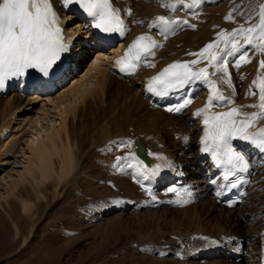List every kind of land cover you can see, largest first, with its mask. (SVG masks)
<instances>
[{"label": "rangeland", "instance_id": "1", "mask_svg": "<svg viewBox=\"0 0 264 264\" xmlns=\"http://www.w3.org/2000/svg\"><path fill=\"white\" fill-rule=\"evenodd\" d=\"M149 1L157 2V0H145L144 3L148 4ZM174 1L165 0L163 5H174ZM214 1L209 0L208 5L203 4L204 6L194 9L193 13H190L192 7L191 10L189 8L172 11L171 8L160 5L161 15L169 16L173 12L174 15H171L176 17L177 21H184L188 16L186 18L188 24L180 27L182 22H179L180 25L177 22L178 27L175 23L167 33L163 34L159 27L160 23L153 22L151 25L149 21H142L139 29L147 32L148 27L154 24L152 29L155 31L153 33L157 34L156 43L158 42L159 45L156 49L167 51L170 58L172 57L173 60L177 58V61L199 48L197 39L207 34H214V27H220L219 34L225 36L222 49L226 50L225 41L230 44L235 40L239 41L237 47L241 52L246 53V61L238 60L239 53H237L233 57L235 58L233 63L228 65L232 76L230 83L235 86L239 101L245 100L253 104L260 96L259 90L257 92L260 84H253V81L254 75L262 70L260 62L264 60V52L256 46L259 43L255 39L256 34H252L253 45L248 46L244 43L247 33L237 34L235 38L230 33L241 25L247 28L251 24H257L260 15L259 5L264 3V0ZM167 11L170 13H164ZM230 13L232 18L226 20ZM77 21L73 20L68 25H64L66 32L73 29ZM190 25H195V28ZM157 26L160 30L155 28ZM165 37H168L169 43ZM160 38L165 40L159 41ZM81 43L78 41L74 47H78ZM113 45L109 48H117L118 42ZM86 54L88 58L86 57L84 63L76 68L75 75L71 78L85 72L88 62L95 57L92 50L86 51ZM237 63L239 67L236 66ZM262 73L263 79L264 68ZM135 74L136 72L134 75L114 74L117 83L122 81L121 92L116 90V86L111 90L106 89L105 86L103 90H98V94L91 93L87 95L88 98L86 97L84 103L78 104L75 118L70 119L69 140L79 171L77 177L60 182L57 175L47 182H42L37 173L35 177H30L27 181L17 183L15 188H11L9 185L11 179L16 181L18 172L23 170L22 149L25 148L23 140L25 137L22 139L23 143L21 142L19 147L9 154L10 156L8 154L2 156L1 159H4L6 166L0 168V197L7 196L6 193L10 196L7 199H0V264H206L186 258L187 253L179 242L181 235L189 236L201 229H204L208 235H214L219 228L216 220L219 212L209 211V203L203 206L191 200L189 203L177 202L180 196L172 195L169 191L171 187L169 183L155 188L157 190H147L129 175L123 166L129 165L131 161L129 159L132 158L129 154L136 152L135 141L146 142L149 139L150 136L147 137L145 133L152 132L154 136L160 134L166 142L168 151L180 156L184 153L185 131L190 130L185 124L184 117L177 112L171 119L158 118L152 114L153 112H148L147 107L146 109L144 106H138L136 101L128 97L122 98L129 95L128 89L131 87L129 82L130 79L135 78ZM69 84L70 80L60 85L56 95ZM253 92H256V95H253ZM194 100L200 104L202 98L197 97ZM31 107H33L32 111L16 119L18 125H14L13 134L18 137L26 135L28 131V125H19L23 119L35 117L41 110L40 104ZM152 118L160 122L161 127L153 125L150 128L148 121ZM113 130L116 132L119 130L120 133L117 134L122 135L126 142L132 141V149L124 146L118 149L114 145L103 143L106 134ZM109 140L112 141L111 138ZM149 146L153 150L150 157L153 159L154 156V160L164 152L157 150V155L155 145ZM105 149L108 151H104ZM168 151L164 154L168 155ZM152 152L155 155L152 156ZM117 157H127L124 161L121 160L125 164L121 161L118 164ZM55 165L56 170L60 171L59 159H56ZM113 169H120L118 170L120 173L113 175ZM157 200H163L162 204L157 205ZM263 201L264 170L252 174L248 195L244 198V203L239 206V210L244 211L242 212L245 213L244 215L250 214L261 218L264 213L261 208ZM26 204L31 205L28 212H25ZM215 261L209 263L218 264Z\"/></svg>", "mask_w": 264, "mask_h": 264}, {"label": "bare ground", "instance_id": "2", "mask_svg": "<svg viewBox=\"0 0 264 264\" xmlns=\"http://www.w3.org/2000/svg\"><path fill=\"white\" fill-rule=\"evenodd\" d=\"M164 1L165 0H157V2L149 1L148 4H145V0H111L112 6L119 9L118 14L123 20L124 27L123 33L118 36L119 41L117 48H109V44L102 41V35L96 30L97 28L93 24L92 17H90L78 3H71L65 7L64 0H50L53 10L59 18V27L63 30L65 38L64 43L67 45V51L63 53L71 52L75 57L71 68L65 70L62 76L53 82H42L40 85H32L27 88V83L21 80L9 93L5 95L0 93V168L6 166L4 159H1L2 156L11 154L15 148L19 147L22 139L25 137L23 139L25 148L22 149L24 162H22L23 166L21 165L23 170L18 172V176L15 179L16 181L11 179L9 184L11 188H15L17 183L27 181L30 177H35L37 173L40 175L42 182H47L50 178L57 175L60 182L78 176L79 171L76 165L77 163L75 164V157L69 141L71 128L70 119L76 115L78 104L84 103L87 95L91 93L98 94V90H103L105 86H107L106 89L108 90L116 86L117 91H122V81L117 83L116 75L118 74L121 76L125 70H122V65L116 62L122 59L127 61L131 58L132 53H129V57H125V53L129 51V47L136 41L137 37L141 35L149 37L150 40L146 39L142 42L146 44L150 43L151 40L155 42L158 41L156 38L157 34L153 33V29L154 24L158 22L156 21V17L161 15L159 9L163 6ZM208 1L209 0H201L198 6L192 7L190 13H193L194 9L204 6L203 4L207 3L208 5ZM188 3L191 4L192 0H183V5L177 4L176 1L173 4L176 10L181 11L189 9V7L186 6L189 5ZM143 5L146 6L144 7ZM129 10L131 14H129ZM189 10H191V8ZM189 10L187 12H189ZM164 13L170 12L167 11ZM171 14L174 15L173 12H171ZM176 14H178V11ZM172 16L171 20H175L176 17ZM187 17H185V20ZM181 18L182 16L180 19ZM73 20H78L77 23H75L76 26L66 32V27H64V25H68ZM142 21H149L151 25L154 22V24L151 28H149V26L147 32L144 31V33L141 31L142 29H139ZM178 23H176V25ZM173 24L168 27L169 30L172 28ZM179 25H177V27ZM184 25L187 24L181 23L180 27ZM159 27H162V25ZM159 27L157 26L155 28L158 29ZM215 27L213 29L214 34H207L205 36L207 39L205 37L199 38L196 43H199L198 49L202 50L204 46L213 42H218V47L213 48L212 51L221 55L220 50L224 47L221 46L225 36L224 34H219L221 33L220 27ZM167 38L168 37H165V39ZM161 39L162 38H160L159 41L165 40L164 38V40ZM78 41L82 42L81 45L74 47ZM157 49H153L154 55H149L147 57L142 55L137 65L135 78L130 79L129 82L131 84V87L129 86L130 88L128 89L129 95L122 96V98L127 99L128 97L130 100L136 101L138 106L147 107L149 109L148 112H153L152 114L163 119H171L175 112H169L166 110L167 108L179 106L183 104L186 99H190L191 103L184 106L178 112L184 117L185 124L190 128V130L186 129L185 131L186 135L184 137L187 138V140L185 139V142H183L184 153L179 156L170 150L168 151L165 145L166 142L161 135L157 134L158 136H154L152 135L154 133L149 132L145 134L147 137L150 136L149 139H152L151 141L147 138L148 140L146 142L144 140L143 142L141 140H136L135 143L137 141L141 142L145 149V154L152 166H147L145 163L140 164L139 161H141V159L138 158L137 160L133 157H129V160H131L130 163L133 165L132 167L122 165L125 166L126 172L138 180L142 185L146 184L150 178L155 182L156 188L165 186L166 184L168 185V183L171 184L170 188L175 189V191H170L172 195L178 194V196H180L177 202L183 203L187 201V203H189V200H191V202H199V204L203 206L209 203V211H212V213L215 211L219 212L216 217L219 228L217 227L218 230L214 235H208L204 229L190 234L189 236L185 235L188 237L181 235L179 243L187 253L186 258L202 261L206 264H212L209 262H213V260H216L215 263L217 262L218 264H264V261H262V257H264V213H262L261 218H256L247 213V215H244L245 213H242L244 211H240L239 207L238 209H229L223 206L222 195L224 193L226 180L223 178V172L220 167L217 166L216 160L211 157L210 154L202 152V146L200 144L201 137L204 134L203 130L205 125L202 121L205 115L213 117L216 113L228 112L233 107L239 108L243 113H260L264 110L259 107V97L253 104L247 103L245 100L239 101L237 99L235 86L230 83L232 76L231 69L228 66L230 63H233L235 59L233 57L235 55H227L224 65L225 71L223 73L217 71L215 66H210L208 70L210 73L216 71V76H210L212 80H217V77L223 76V81L217 80L216 86L225 97H228L232 101V103L213 101V106L208 107L206 113L196 115L197 110L205 107L209 96L212 94L207 82L203 80L193 81L188 85L170 91L165 96H157L147 91V85L152 76L157 75L166 66L172 64L173 61H191L197 59V57L195 55H188L176 61L177 58L175 60L171 59L172 57L170 58V54L166 53L167 51L163 52ZM198 49L194 50L193 53H199L200 51ZM88 50L94 52V59L88 62L85 72L81 75H77V77L71 78V76L75 75L76 68L83 64L88 58L86 54ZM225 51H227V49ZM228 59H230L229 62ZM148 63L154 64L155 67L147 66ZM207 63V61H203L197 65H191V67H193V70H198L201 67H205ZM111 67H113V69H111ZM258 69L260 68L258 67ZM262 70H259V72H256L257 74L255 73L256 75H254L256 84H260L262 80ZM69 80V86L61 89L56 95L57 88ZM258 90L257 87V92ZM258 94H260V91ZM197 97L202 98L200 104H197L194 100ZM37 104H40V112L36 114L35 117H26V119H23L21 124H19L21 126H29L27 134L19 137L13 134L14 125H18L16 119H20V116L24 115L26 112L32 111L33 107L31 106ZM246 105H256V107H241ZM237 119L240 118L238 117ZM156 121H154L153 118L151 121H148L150 128H152L153 125L161 124ZM249 132L253 134L257 140L264 139V119L256 121L249 129ZM117 133H120V131L118 130V132H116L113 130V132L106 134L103 139L104 141L102 140L103 143L110 146L114 145L118 149L120 147L122 148L123 143L126 141L122 135H118ZM109 138H111L112 141L109 140ZM149 145H155L157 155V150H161V152L168 151V155L162 152L163 154L158 156L159 158L156 157L155 160H158L155 161V157L153 156L155 153L152 152L153 159L150 157L152 149ZM234 145L236 151L242 154L248 162L251 176L252 174L255 175L257 172L264 170V150H261L256 143L238 138ZM107 149L104 151H108ZM112 150L114 151V149ZM135 154L136 157H138L137 152H135ZM56 159L60 160V171L56 170ZM121 163L124 162L121 161ZM158 165L159 168H157ZM118 168L120 167L118 166ZM118 170L120 169H113V175L116 176L119 174L120 172ZM7 178L12 177L7 176ZM3 181H5V178H3ZM213 181H215V183H213ZM189 192L191 195H188ZM6 195L7 196H1L0 199H7L10 196L9 193H6ZM163 200L161 201L163 202ZM174 200L176 201L177 199ZM161 201L157 200V205L162 204ZM241 203L243 204L244 202L242 201ZM261 208L264 211V201ZM30 209L31 205L26 204L25 212L30 211ZM196 234L208 236V239H193V235ZM213 241H215V243H213ZM239 259H242L241 262H238Z\"/></svg>", "mask_w": 264, "mask_h": 264}, {"label": "snow or ice", "instance_id": "3", "mask_svg": "<svg viewBox=\"0 0 264 264\" xmlns=\"http://www.w3.org/2000/svg\"><path fill=\"white\" fill-rule=\"evenodd\" d=\"M200 2L201 0H192V3L186 6L191 8L198 6ZM71 3H78L93 18V24L96 28L104 32H122L123 20L118 14L119 9L112 6L111 0H64L65 7ZM176 3L183 5V0H176ZM163 6L170 7L172 11L176 10L172 4ZM259 8L260 15L257 24H251L247 28L241 25L239 28L233 29L230 35L235 38L237 34L244 35L247 33L244 43L250 46L253 45L252 34H256L255 39L259 41L256 46L264 52V3H261ZM129 14H131L130 10ZM231 18L230 13L226 19ZM58 21L59 18L53 10L50 0H0V88H3L6 80L23 76L25 71L30 68H39L45 76L48 75V70L60 60L61 53L67 51L63 30L59 27ZM156 21L165 26V29L177 22L188 24L187 20H171L163 15L157 16ZM190 27L195 28V25H190ZM146 39L150 40L149 37L144 35L137 37L134 44L129 47V51L125 53V57H129V53H132L131 58L127 61L122 59L116 62L123 66L122 70L127 68L134 70L137 63L132 61L139 62L142 55L147 57L155 54L153 49L159 47V45L154 40L147 44L142 43ZM238 44L239 41L235 40L230 44L225 41L227 51L221 49V55L212 51L213 48L218 47V42L206 45L199 53H189V55H195L197 59L169 64L157 75L150 78L147 91L157 96H165L170 91L188 85L193 81L203 80L209 85L212 94L209 96L205 107L197 110L196 115L206 113L208 107L213 106V101L232 103L216 86L217 80L223 81V76L217 77V80H212L210 76H216V71L210 73L208 69L210 66H215L217 71L223 73L227 55L239 53L238 60L246 61V53L241 52L240 48L237 47ZM203 61L208 62L205 67L193 70L191 65H197ZM147 66L155 67L151 63H148ZM236 66L239 67V63ZM260 67L264 68V60L260 62ZM255 83L256 81H253V84ZM259 91V107L264 110V79L260 81ZM252 94L256 95V92ZM189 103H191V100L186 99L183 104L169 107L166 110L179 112ZM241 107H256V105ZM238 117L240 119H237ZM262 119H264V111L260 113H243L236 107L231 108L228 112L216 113L213 117L204 116L202 122L205 127L200 140L201 151L210 152L213 157H225V159L217 161V166L228 165L223 174L225 180H228L230 176H237L238 173H246L249 169L244 156L235 152L231 147L230 142L233 138L238 137L252 141L261 150H264V139L257 140L249 132L254 123ZM185 139L187 140V138ZM131 145L132 141H127L122 146L131 147ZM129 155L138 160L135 153ZM124 159H127V157H117V163ZM139 163L142 164L143 161H139ZM132 166L131 163L128 165V167ZM113 167H116V165H113ZM157 168H159V165ZM237 179L242 180L243 177H237ZM141 186L143 187V185ZM169 191H175V189L170 188ZM188 195H191V193L189 192ZM262 261H264V257H262Z\"/></svg>", "mask_w": 264, "mask_h": 264}, {"label": "water", "instance_id": "4", "mask_svg": "<svg viewBox=\"0 0 264 264\" xmlns=\"http://www.w3.org/2000/svg\"><path fill=\"white\" fill-rule=\"evenodd\" d=\"M136 146L138 148L137 150V156L138 158H140L141 160H143L147 165H150V162L148 161L146 154H145V149L143 147V145L141 144L140 141L136 142Z\"/></svg>", "mask_w": 264, "mask_h": 264}]
</instances>
